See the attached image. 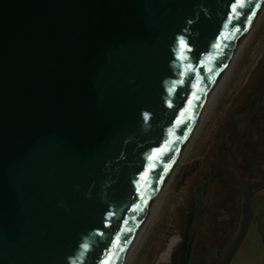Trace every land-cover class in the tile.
I'll list each match as a JSON object with an SVG mask.
<instances>
[{
	"label": "water",
	"instance_id": "1",
	"mask_svg": "<svg viewBox=\"0 0 264 264\" xmlns=\"http://www.w3.org/2000/svg\"><path fill=\"white\" fill-rule=\"evenodd\" d=\"M233 2L0 0V264L131 263L264 13Z\"/></svg>",
	"mask_w": 264,
	"mask_h": 264
},
{
	"label": "flooded vegetation",
	"instance_id": "2",
	"mask_svg": "<svg viewBox=\"0 0 264 264\" xmlns=\"http://www.w3.org/2000/svg\"><path fill=\"white\" fill-rule=\"evenodd\" d=\"M248 88L250 90L243 95L249 100L246 111H241L244 98H240L235 109L233 107L243 115L234 125V131L223 138L222 150L213 170L214 173L218 166L217 173L211 181L208 182L207 178L200 185L198 203L203 204L201 214L196 217L190 212L184 231L170 240L168 246L174 239L177 242L167 256V264H224L243 234L249 217L247 188L251 195L252 216L248 231L229 264L235 262L251 229L258 227V213L264 204V78ZM240 186L242 193L238 194ZM212 189L216 194L211 205ZM189 246L192 250L188 249ZM167 251L168 248L163 255Z\"/></svg>",
	"mask_w": 264,
	"mask_h": 264
},
{
	"label": "rangeland",
	"instance_id": "3",
	"mask_svg": "<svg viewBox=\"0 0 264 264\" xmlns=\"http://www.w3.org/2000/svg\"><path fill=\"white\" fill-rule=\"evenodd\" d=\"M263 78L264 13L233 64L130 264H156L170 240L184 231L189 213L194 212L198 205L200 185L213 173L224 136L234 131V125L248 107L249 100L243 95L250 90L251 84L255 85ZM240 98H244L243 112L233 110L240 103ZM237 191L242 193V187ZM215 194V189H212L211 205ZM258 214V227L251 229L233 264H264V204Z\"/></svg>",
	"mask_w": 264,
	"mask_h": 264
},
{
	"label": "snow or ice",
	"instance_id": "4",
	"mask_svg": "<svg viewBox=\"0 0 264 264\" xmlns=\"http://www.w3.org/2000/svg\"><path fill=\"white\" fill-rule=\"evenodd\" d=\"M246 6L248 8H256V7H258V5L253 3V2H251V0H248L247 4H246V0H234V2L231 5V11L234 14V18L238 19L239 16L242 14L241 10L244 9ZM251 15L255 16V12L252 11ZM248 23L250 24L251 20H249ZM235 30H236V32L240 31L239 28H236ZM224 38L226 39L227 37H224ZM181 43H182V45H184L185 50H188L187 49V45L184 44L183 39H181ZM196 99L198 100L199 97L197 96ZM189 103H191V101ZM185 111H191V109H186ZM183 116H184V113H181V117H183ZM177 123L181 124V123H184V121L183 120H178ZM184 138L186 139L187 137H184ZM172 150L173 149L169 148L168 143H166L162 148L156 150V152L153 154L152 157H150V159L159 160L160 157H162L166 152L172 151ZM169 160H171V157H169ZM172 162L174 163V161H172ZM151 167H155V165H152ZM151 167H150L149 171L151 170ZM170 167H171V164H164L162 170H163L165 175L167 174V172L170 169ZM145 176H147V172L145 173ZM158 178L159 177H157V179ZM137 210H139V206H137ZM118 239H119V237H118ZM117 246L119 247V245H117ZM108 264H110V262H108Z\"/></svg>",
	"mask_w": 264,
	"mask_h": 264
},
{
	"label": "bare ground",
	"instance_id": "5",
	"mask_svg": "<svg viewBox=\"0 0 264 264\" xmlns=\"http://www.w3.org/2000/svg\"><path fill=\"white\" fill-rule=\"evenodd\" d=\"M176 242H177V239H174V240L171 241L170 245L168 246V251L166 253V256H168V254L171 251V248H173L175 246Z\"/></svg>",
	"mask_w": 264,
	"mask_h": 264
}]
</instances>
